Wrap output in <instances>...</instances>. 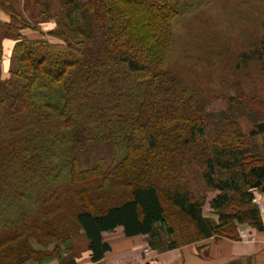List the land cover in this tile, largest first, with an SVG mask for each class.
Instances as JSON below:
<instances>
[{"label": "trees", "instance_id": "1", "mask_svg": "<svg viewBox=\"0 0 264 264\" xmlns=\"http://www.w3.org/2000/svg\"><path fill=\"white\" fill-rule=\"evenodd\" d=\"M168 3L27 0L30 18L7 9L10 23L0 24V36L15 41L10 61L16 69L11 63L14 78L0 90V264H25L36 254L27 233L38 223L39 206L50 207V216L55 213L63 219L74 212L66 193L80 183L105 179L106 172L99 166L82 168L84 153L80 149L85 139L126 146L125 164L130 170L121 178L126 185L135 184L123 203L109 206L111 200L104 196L105 202L96 212L76 213V223L89 240L92 262L102 261L110 250L103 233L118 227L124 228L127 237L148 236L151 249L157 252L194 241L174 238L164 245L163 233L175 235L168 225L164 200L181 215V224L194 228L199 235L196 239L212 235L237 238L242 225L264 229L249 193L258 181L264 185V145L231 120L225 125L224 116L207 113L205 105L189 95L174 75L162 70V61L153 56L158 48L166 51L163 40L177 16L175 3ZM77 12L90 24L94 22L97 30L92 27L87 33L76 26L73 14ZM34 19L37 21L32 23ZM52 23L49 34L65 45L45 40L41 27ZM25 31L39 37L32 40ZM56 85L61 87L57 89L61 97L48 104L58 111L54 116L36 97L41 87L50 86L47 89L53 93ZM157 104L160 118L153 122L148 113ZM228 125L235 128L236 135ZM53 143L68 145L70 150L48 153ZM63 158L70 167L67 175H58L61 184L69 182L61 186L65 194L60 188L54 192L53 173L47 170ZM42 162L51 166L44 169ZM197 172L207 188L219 192L210 202L219 215L218 224L202 214L206 199L196 195L191 183ZM33 180L37 181L32 184ZM53 200L58 205H52ZM54 237L50 228L45 238Z\"/></svg>", "mask_w": 264, "mask_h": 264}, {"label": "rangeland", "instance_id": "2", "mask_svg": "<svg viewBox=\"0 0 264 264\" xmlns=\"http://www.w3.org/2000/svg\"><path fill=\"white\" fill-rule=\"evenodd\" d=\"M146 2L154 3V0H146ZM169 2L168 5H171V0ZM172 2L175 3L173 7L177 11V16L172 19L169 34L163 40L168 47L166 51L158 48V51L153 55L158 58L157 60L162 61L161 69L180 80L189 95L205 105L207 113L224 116L222 122L225 125L231 120L232 123L237 124L240 131L255 136L256 141L260 145H264V132L251 135L259 123L257 121L264 117V0H172ZM58 3L56 2L57 7ZM96 10V8H92V13ZM75 14L73 16L78 23L76 26L84 27L87 33L93 28L97 30L94 22L90 24L88 19L79 15L80 13ZM26 17L30 18L28 13ZM36 21L34 19L31 22L35 23ZM99 27L103 28L104 24H100ZM52 29H54V24ZM23 33L32 40L39 37V34L32 31ZM49 33L50 31L46 29L45 40L52 45H65L64 41L54 38ZM2 38L3 34L0 36V43ZM0 46L2 51L0 90L4 91L5 83L14 78L11 75V63L13 65L15 63L10 61L11 58L6 59L8 55L3 56V45ZM14 67L16 69V65ZM32 74L35 72L32 71ZM16 80L22 82L20 78H16ZM49 87H41L40 96L36 98L46 111L56 116L58 111L50 109L48 104L56 103L54 100L61 97L62 93L60 92L59 95L57 92V89H61V87L56 85L53 93L47 89ZM157 106L155 111L148 113L153 122L160 118L161 106L159 104ZM167 110L164 109L166 112ZM210 122H214L213 118L210 119ZM215 124H217L216 121ZM228 126L230 132L236 135L235 128L232 125ZM54 127L51 126V128ZM66 132L69 133V129H66ZM86 136L92 137L90 134ZM85 140H83L84 143L80 149L84 153L81 157L82 168L89 169L99 166L106 172L105 179L80 183L77 185V189L66 193L74 205V212H70L63 219L55 213L51 217L50 207L39 206L38 210L41 211V215L38 217V226L31 228L29 226L30 233H27L32 237L30 241L36 254L25 264H52L55 262L70 264L75 256L85 248L84 236L76 223V213L82 210L96 212L98 206L105 202L103 201L104 196L110 198L109 206L123 203L129 199L130 193L135 187V184L126 185L124 178H121L122 174L130 170L127 169L129 164H125L128 158L126 146L118 148L112 142L98 143L94 139ZM67 146L61 144L58 147L53 143L50 147L48 146V153L61 154ZM67 149L70 150L69 147ZM73 151L75 156L80 154L78 149ZM65 160L63 158L62 162L55 164L54 167H47L48 171L52 170L53 174L50 179L56 193L60 188V193L65 194L61 190V186L69 183L61 184L58 177L60 174L67 175L70 171ZM122 164L124 165L121 166ZM43 165L46 169L48 164L43 163ZM35 166H37V162H35ZM38 167L41 166L38 165ZM141 172L145 173V171ZM193 176L192 189L198 197H205L207 204L204 203L203 212L210 217L209 214L212 210L208 203L215 193L205 186L198 172ZM36 181L33 180L32 184ZM175 183L179 184V180L176 179ZM69 187L67 186V188ZM55 202L56 200H53L52 205H58V201L57 204ZM163 202L167 211L168 225L175 230V235L171 236L172 240L176 238L178 242H181L184 239L195 240L199 237L194 228L187 225L188 223L181 224L183 223L180 219L181 215L176 213V210L168 202L165 200ZM50 228H52L55 237L47 240L45 236L50 232Z\"/></svg>", "mask_w": 264, "mask_h": 264}, {"label": "crops", "instance_id": "3", "mask_svg": "<svg viewBox=\"0 0 264 264\" xmlns=\"http://www.w3.org/2000/svg\"><path fill=\"white\" fill-rule=\"evenodd\" d=\"M27 0H0V24L10 23V15L7 9L26 15ZM6 8V10H5ZM53 27L52 24L42 25L41 29L46 33ZM3 56L8 55L10 59L15 46L12 39H2ZM209 189V188H208ZM215 193L210 202L219 194L218 191L210 189ZM249 193L253 195L252 203L258 209L264 226V211L259 209L254 203L261 204L264 210V185L258 188H250ZM210 202L208 203L210 207ZM205 204L206 201H205ZM210 217L202 214L205 218L219 223V215L210 207ZM247 230L255 240H241L239 237L240 229ZM85 248L77 254L70 264H264V229L259 231L251 226L242 225L238 228L237 238H228L223 236L212 235L209 238L201 237L190 243L181 245L174 249L163 250L160 252L153 251L149 244V237L138 235L127 237L123 227H118L114 231L103 233L104 241L110 246V250L105 253V257L100 262L91 261L89 251V240L84 231ZM164 245L167 246L172 237L162 234ZM87 247V248H86ZM150 249L151 255L146 256L145 250ZM52 264H59L55 262Z\"/></svg>", "mask_w": 264, "mask_h": 264}, {"label": "built area", "instance_id": "4", "mask_svg": "<svg viewBox=\"0 0 264 264\" xmlns=\"http://www.w3.org/2000/svg\"><path fill=\"white\" fill-rule=\"evenodd\" d=\"M254 203L257 205V207H259L260 210H262V212L264 211L261 204H258V202H256V201ZM239 237H240L241 240H247V239L248 240H255L254 237L245 229H240L239 230ZM145 254H146V256H150L151 255V250L150 249H146L145 250Z\"/></svg>", "mask_w": 264, "mask_h": 264}, {"label": "water", "instance_id": "5", "mask_svg": "<svg viewBox=\"0 0 264 264\" xmlns=\"http://www.w3.org/2000/svg\"><path fill=\"white\" fill-rule=\"evenodd\" d=\"M262 132H264V122H261V123L257 124L255 130H253L251 132V135L256 134V133H262ZM261 186H262V182L261 181H258L253 186V188H258V187H261Z\"/></svg>", "mask_w": 264, "mask_h": 264}]
</instances>
